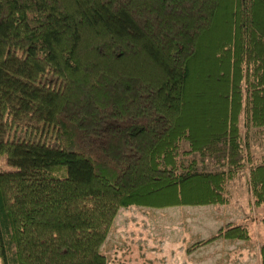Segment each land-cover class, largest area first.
Returning a JSON list of instances; mask_svg holds the SVG:
<instances>
[{"label":"trees","instance_id":"16d2710c","mask_svg":"<svg viewBox=\"0 0 264 264\" xmlns=\"http://www.w3.org/2000/svg\"><path fill=\"white\" fill-rule=\"evenodd\" d=\"M251 130L264 134V0H0L2 264H107L119 207L226 202L246 161L264 204ZM219 237L248 227L185 250Z\"/></svg>","mask_w":264,"mask_h":264},{"label":"rangeland","instance_id":"374dc122","mask_svg":"<svg viewBox=\"0 0 264 264\" xmlns=\"http://www.w3.org/2000/svg\"><path fill=\"white\" fill-rule=\"evenodd\" d=\"M249 134L252 155H264V134L252 130ZM248 166L249 161H246L241 171L229 180L230 198L223 203L119 207L100 244L107 264H221L222 253L228 250L222 237L214 244L207 243L190 252L184 247L211 234L228 220L247 225L249 238L239 241L246 250L254 252L250 264H259L258 246L264 239V204L251 202L246 180ZM11 167L6 154H0V168ZM230 246L239 249L235 244ZM212 247H216L217 252L207 255ZM240 261L235 260L236 264Z\"/></svg>","mask_w":264,"mask_h":264},{"label":"crops","instance_id":"0c3cea01","mask_svg":"<svg viewBox=\"0 0 264 264\" xmlns=\"http://www.w3.org/2000/svg\"><path fill=\"white\" fill-rule=\"evenodd\" d=\"M228 221H230V220H228ZM220 238L221 237H219L217 239H220ZM217 239L212 240V241L207 242V243L214 244ZM247 239H240V238H236V237L224 238V240H223V241H225L224 246H228L227 247L228 250H226L222 253L223 257H222V263L221 264H236L235 260H241L239 262V264H250L251 263L250 260L252 259V255H254V252L250 251V250H246L245 247L242 246L243 242L239 241V240H247ZM207 243H205V244H207ZM232 244H235V246H238L239 249L238 250L233 249L234 247L230 246ZM198 247H200V246H198ZM179 248H181V247L179 246ZM185 248L186 247H184V249ZM258 248H259V246H258ZM195 249H193V250H195ZM215 249H216V247H212L211 251H207V255H213L215 252H217ZM243 249H245V250L242 251ZM258 253H259V251H258ZM181 258H182V256H181ZM259 264H260V261H259Z\"/></svg>","mask_w":264,"mask_h":264}]
</instances>
